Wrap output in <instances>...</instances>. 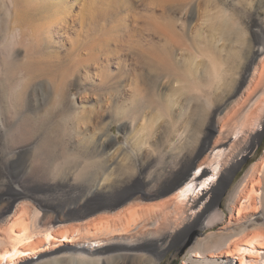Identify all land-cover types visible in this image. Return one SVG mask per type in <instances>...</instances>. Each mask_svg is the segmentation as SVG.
Returning <instances> with one entry per match:
<instances>
[{
    "label": "bare ground",
    "instance_id": "bare-ground-1",
    "mask_svg": "<svg viewBox=\"0 0 264 264\" xmlns=\"http://www.w3.org/2000/svg\"><path fill=\"white\" fill-rule=\"evenodd\" d=\"M18 3L27 6L21 13L35 4L10 0V8ZM176 5L189 15L186 85L174 71V45L143 46L147 74L95 75L90 111L68 87L48 91L43 103L17 90L18 64L4 49L0 264H118L138 251L158 264L174 246L187 247L183 264H264V155L227 190L264 135V0H159L171 36ZM86 116L96 120L90 143L74 137ZM63 226L70 233L58 235Z\"/></svg>",
    "mask_w": 264,
    "mask_h": 264
},
{
    "label": "rangeland",
    "instance_id": "rangeland-1",
    "mask_svg": "<svg viewBox=\"0 0 264 264\" xmlns=\"http://www.w3.org/2000/svg\"><path fill=\"white\" fill-rule=\"evenodd\" d=\"M9 1L0 0V56L4 49L12 50L11 57L18 64L15 88H21L31 97L35 94L37 103L45 102L48 91L52 93L64 86L72 93H83L84 108L93 110L90 86L95 75L111 71L128 77L147 74L148 69L139 57L143 46L144 49L154 47L157 52H163L174 45L175 65H178L174 71L183 85L188 81L192 56L189 53V33L185 28L189 18L186 7L176 5L169 13L176 21L178 32L177 36H171L158 19L159 0H33L34 7L29 10L31 15L20 12L23 8L27 10L26 5L18 3L11 9ZM14 10L18 12L14 14ZM8 20L11 25L6 24ZM247 38L245 36V40ZM200 41L202 43V38ZM199 51L204 53L202 46ZM197 61L202 69L203 57ZM165 84L166 81L158 83L161 91H165ZM85 122L89 123L84 128L86 131L76 132L74 137H79H76L79 142H94L96 120L86 116ZM110 138L119 145L124 136L114 128ZM263 155L264 135L253 157L237 170L227 190L231 191ZM24 161V156L20 157L15 163L16 168ZM226 199L227 194L222 197L219 208L224 207ZM61 228L60 233L57 230L58 235L69 232L65 226ZM123 256L113 263L150 264L155 258L154 254L144 251ZM186 258L187 247L180 250L174 246L158 257V264H183ZM48 261L41 264H98L92 260Z\"/></svg>",
    "mask_w": 264,
    "mask_h": 264
}]
</instances>
